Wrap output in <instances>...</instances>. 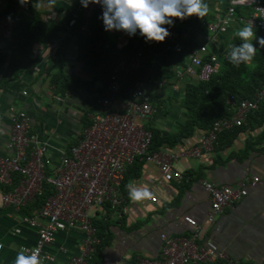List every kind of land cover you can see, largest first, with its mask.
Wrapping results in <instances>:
<instances>
[{
    "label": "crops",
    "instance_id": "0c3cea01",
    "mask_svg": "<svg viewBox=\"0 0 264 264\" xmlns=\"http://www.w3.org/2000/svg\"><path fill=\"white\" fill-rule=\"evenodd\" d=\"M205 3L209 12L204 21H210L225 5L224 0H205ZM82 9L80 0H33L32 13L28 16L38 13L42 20L48 18L46 24H61L60 34L48 44H37L32 49L35 64L31 70L0 87V156L9 155L5 149L8 107L29 117L32 132L51 147L47 158L52 164L56 162V152H66L80 139L82 129L96 112V100L104 95L106 85L86 72L87 64L82 61L77 45L79 31L72 32L74 25L82 21ZM46 10L50 11L49 15ZM237 30L231 28L225 36L212 38L206 46L208 53L224 56L226 40ZM105 36L111 44L120 47L127 33L112 30L105 32ZM253 44L259 45L256 40ZM60 85L65 87L62 94L55 91ZM183 85L177 90L169 84L146 87L154 98L153 107L156 112L159 108L161 114L143 122L144 127L163 135L183 128L185 118L179 107ZM126 100L125 94H118L111 108L122 111ZM201 133L196 130L182 144L166 151L178 153L195 146ZM134 166L126 170L124 183L120 184L125 212L120 215L102 209L92 217L91 221L95 222L106 220L107 227L101 234L95 232L99 244L86 264H134L139 258L156 259L160 234L170 238L189 236L190 228L183 222L185 217L200 227L198 244L225 254L226 261L211 264H264V183L248 188L246 196L231 210L217 216L212 224L205 222L209 199L200 184L207 181L216 187H235L243 180L263 176L264 126L236 135L229 146L214 143L212 152L200 158L178 157L171 164L172 170L180 174L178 180L164 181L154 165L143 161ZM132 189H147L154 202L149 198L133 201L129 195ZM3 192L0 186V264H15L20 248L35 243V231L22 224V219L31 217L40 201L34 200L13 211L2 205ZM14 230L19 233L12 234ZM80 243L77 227L57 232L42 250L52 256L53 262L43 264H67L71 256L77 255Z\"/></svg>",
    "mask_w": 264,
    "mask_h": 264
},
{
    "label": "built area",
    "instance_id": "2783aa9c",
    "mask_svg": "<svg viewBox=\"0 0 264 264\" xmlns=\"http://www.w3.org/2000/svg\"><path fill=\"white\" fill-rule=\"evenodd\" d=\"M28 0L19 6L18 15L32 13ZM223 10L210 21H202L204 34L200 47L188 54L181 66L173 68L170 82L162 80L154 83L158 87L167 84L177 90L184 81L192 83L207 82L218 71V62L208 53L207 44L212 38L225 36L231 28L238 30L252 22L257 37H264V6L254 0H224ZM236 10L241 11L236 13ZM102 7L89 4L82 9L79 33L87 32L93 14L102 16ZM47 14L49 10L45 11ZM49 15V14H48ZM15 18L0 17V43L10 40ZM48 18L43 19L47 22ZM105 31L103 21L96 23ZM162 42L168 50L174 41V32ZM140 52L130 60H115L105 87V96L96 100V112L91 114L89 123L81 131L78 141L66 152H56L57 159L52 164L47 154L51 147L31 130L30 119L22 111L8 107L5 115L9 119V130L5 149L8 156H0V186L3 189L2 205L13 211L24 208L35 198L47 193L39 208L31 217L22 219V224L35 231V243L31 247H21L31 254L38 250L43 263L53 262V258L42 250L50 244L57 232L77 227L81 243L77 255L71 256L67 264H86L99 242L92 226V217L98 210L125 212L120 184L126 169L136 160L154 165L164 181L178 180L180 174L172 170L171 164L178 157L200 158L212 152L217 135L231 130L243 122L247 114L257 110L264 101V84L260 85L248 100L236 101L229 98L227 106L235 107L234 113L224 119L216 120L200 134L197 144L178 153L166 150L150 151L151 134L143 122L154 113L148 85L134 82L125 92L126 107L114 111L111 106L117 98L125 76L139 66ZM203 57L206 59L203 61ZM25 95L23 92L21 93ZM264 183V175L243 180L235 187L214 186L201 181L202 190L209 199V209L205 222L212 224L217 216L231 210L247 194V189ZM154 202L153 198L148 199ZM183 222L190 228L186 238H170L160 234L159 252L156 259H137L134 264H211L226 261L223 252L204 247L197 243L200 227L194 220L185 217ZM14 230L12 234H18ZM1 248V245H0ZM20 248V249H21Z\"/></svg>",
    "mask_w": 264,
    "mask_h": 264
},
{
    "label": "trees",
    "instance_id": "16d2710c",
    "mask_svg": "<svg viewBox=\"0 0 264 264\" xmlns=\"http://www.w3.org/2000/svg\"><path fill=\"white\" fill-rule=\"evenodd\" d=\"M254 1L258 5L264 6V0ZM19 6V0H0V17L4 15L10 18L17 17L10 33V40L0 43L3 45V49L10 51V59L0 80V87L31 70L35 64L32 49L37 44H48L60 34L61 24L57 25L53 22L46 24L38 13L31 16H17ZM240 12L236 10V13ZM99 20L100 16L94 13L87 32L79 33L78 50L82 54V61L87 64L85 70L88 75H94L106 85L115 60L127 61L140 52L138 68L125 76L126 84L120 86L119 94H125L127 89L137 81L145 85H153L162 80L170 82L173 77V68L181 66L188 54L200 47L201 37L204 34V29L201 26V22L204 20L193 16L183 21L174 20V26L169 28L175 36L168 50L165 49L163 43L145 42L139 32L135 36L127 34L124 45L117 47L111 44L106 38L105 32L96 26ZM80 25L81 23H76L72 32L77 33ZM235 33H230L226 40L224 56L215 57L218 62L216 74L211 76L207 82L186 81L184 83L179 104L185 118L183 128L165 135L156 129H148L151 134L150 151L172 150L190 138L196 130L204 132L214 121L230 117L234 113L235 107L227 106L226 101L229 98L237 102L248 100L253 92L264 84V49H261L259 45L254 44L257 52L250 63L234 66L229 62L228 55L231 46L242 43ZM1 52L0 72L5 59V54ZM205 59L203 57L202 60ZM56 85L54 82L53 86L56 87ZM63 90H65L64 85H60L59 89L55 91L62 94ZM103 96H105V92ZM150 99L153 104L154 98L151 95ZM159 114L161 111L157 108V112L155 109V113L151 117H157ZM261 126H264V101L259 104L256 111L247 114L239 126L217 135L215 143L229 146L236 135ZM141 161L143 160L136 159L135 163L133 162L127 169ZM134 167L136 168V166ZM122 183H124V177ZM46 196L45 192L42 196L35 198V201L39 200L41 204ZM92 226L96 235L97 233L101 234L102 229L107 227V221H92Z\"/></svg>",
    "mask_w": 264,
    "mask_h": 264
},
{
    "label": "clouds",
    "instance_id": "9594fccd",
    "mask_svg": "<svg viewBox=\"0 0 264 264\" xmlns=\"http://www.w3.org/2000/svg\"><path fill=\"white\" fill-rule=\"evenodd\" d=\"M25 5L28 0H19ZM87 8L89 4L102 7L105 31H123L129 36L139 32L145 42H165L171 35L169 27L174 26V20L181 21L197 17L203 19L209 12L205 0H80ZM167 26V27H166ZM235 35L242 41L239 45H232L228 60L234 66L250 63L256 55L257 48L253 40L264 49V37H257L252 22L236 31ZM133 201L149 198L152 193L147 189H132L129 193ZM15 264H43L38 250L28 254V250L21 248L15 258Z\"/></svg>",
    "mask_w": 264,
    "mask_h": 264
},
{
    "label": "water",
    "instance_id": "95a60500",
    "mask_svg": "<svg viewBox=\"0 0 264 264\" xmlns=\"http://www.w3.org/2000/svg\"><path fill=\"white\" fill-rule=\"evenodd\" d=\"M2 52L6 55L5 56V59L1 65V72H0V80L2 79L4 73H5V68H6V65L7 63L9 62V59H10V51L7 50V49H4L2 50Z\"/></svg>",
    "mask_w": 264,
    "mask_h": 264
},
{
    "label": "rangeland",
    "instance_id": "374dc122",
    "mask_svg": "<svg viewBox=\"0 0 264 264\" xmlns=\"http://www.w3.org/2000/svg\"><path fill=\"white\" fill-rule=\"evenodd\" d=\"M221 54V53H220ZM219 56V55H218Z\"/></svg>",
    "mask_w": 264,
    "mask_h": 264
}]
</instances>
